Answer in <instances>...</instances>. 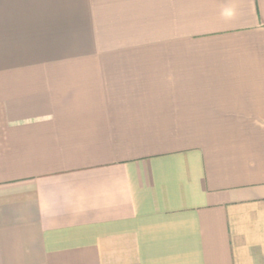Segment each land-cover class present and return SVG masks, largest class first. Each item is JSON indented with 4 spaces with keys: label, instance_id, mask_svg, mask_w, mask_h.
<instances>
[{
    "label": "crops",
    "instance_id": "1",
    "mask_svg": "<svg viewBox=\"0 0 264 264\" xmlns=\"http://www.w3.org/2000/svg\"><path fill=\"white\" fill-rule=\"evenodd\" d=\"M0 264H264V0H0Z\"/></svg>",
    "mask_w": 264,
    "mask_h": 264
}]
</instances>
